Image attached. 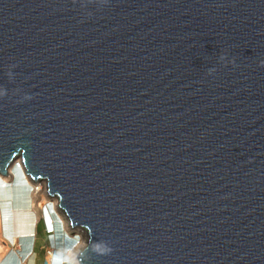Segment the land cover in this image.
Listing matches in <instances>:
<instances>
[{
  "label": "water",
  "instance_id": "1",
  "mask_svg": "<svg viewBox=\"0 0 264 264\" xmlns=\"http://www.w3.org/2000/svg\"><path fill=\"white\" fill-rule=\"evenodd\" d=\"M17 161L80 264H264V0H0Z\"/></svg>",
  "mask_w": 264,
  "mask_h": 264
},
{
  "label": "crops",
  "instance_id": "2",
  "mask_svg": "<svg viewBox=\"0 0 264 264\" xmlns=\"http://www.w3.org/2000/svg\"><path fill=\"white\" fill-rule=\"evenodd\" d=\"M3 187L0 188V264H45L46 259L50 263L53 253L50 249H64L67 243H57L54 238L50 242L41 222L42 208L32 204L29 194L18 196L12 185ZM44 248H48L50 256Z\"/></svg>",
  "mask_w": 264,
  "mask_h": 264
},
{
  "label": "rangeland",
  "instance_id": "3",
  "mask_svg": "<svg viewBox=\"0 0 264 264\" xmlns=\"http://www.w3.org/2000/svg\"><path fill=\"white\" fill-rule=\"evenodd\" d=\"M15 166V165H14ZM17 175V176H16ZM19 175V176H18ZM12 178H8L7 175L5 177H0V181L2 183H4V187L6 186H13V191L16 193H18V196H24V194L31 196V200H32V204L38 208V209H41L43 208L45 205H49L51 204V207L55 210H58V207H57V203L55 201H50L49 199V194H46L45 193V197L44 199L45 200H41V199H36L35 196L37 194V189H38V186H37V183H34L32 182V184H30L28 182L27 178L23 172H19V173H16L15 171H13V173L11 174ZM16 176V177H15ZM21 176V177H20ZM15 177V178H14ZM26 177V178H25ZM19 180H18V179ZM21 179V180H20ZM19 181V182H18ZM8 182V183H7ZM15 184V185H14ZM16 186V188L14 187ZM26 186V187H25ZM31 186V188H30ZM3 187V188H4ZM8 188V187H7ZM29 190H28V189ZM31 190V191H30ZM1 191V190H0ZM30 191V192H28ZM40 192V191H38ZM25 195V196H26ZM48 195V196H47ZM60 211V210H59ZM61 218V226H62V231L63 233H68L70 236L71 235H74V236H78L80 239H79V245L76 247V249L72 252V254L69 252V254H71V259L73 262H75L76 259H78V256L80 255V253L86 248L87 246V241H86V238L84 235H79L80 231L78 228H72L69 226V222L66 220L65 216L62 214H60ZM82 245V246H80ZM80 246V248H79ZM51 250V249H50ZM49 250V251H50ZM44 251L47 253L48 256H50L51 254H49L48 252V248H44ZM70 251V249H69ZM49 261L46 259L45 261V264H47Z\"/></svg>",
  "mask_w": 264,
  "mask_h": 264
},
{
  "label": "clouds",
  "instance_id": "4",
  "mask_svg": "<svg viewBox=\"0 0 264 264\" xmlns=\"http://www.w3.org/2000/svg\"><path fill=\"white\" fill-rule=\"evenodd\" d=\"M19 165L20 164H16L14 166L13 171H15L16 173L22 172V170L18 167ZM16 169H18L20 171H16ZM1 184L4 185V183H2V182H1ZM49 205L51 207V204H49ZM49 205H45L41 210V222L43 223V227L45 229L46 234L50 235V236H52V235L54 236V234L56 232L55 221H57V219L55 220L54 215H55V217H57L59 219L60 222H61V220H60L61 216H60L58 210H55L52 207H51L52 212H50V210L48 209ZM65 234L67 235L68 239L73 241V243L69 244L68 246H67V244L64 245V249H60V250H58L56 248H51L53 253H52L50 263L48 262L47 264H80L78 259H76L75 262H73L71 259V254L76 249V247L79 245V239L80 238L78 236H72L71 237L68 233H65ZM64 242L68 243V240L64 239ZM69 249H70V251H69ZM108 251H110V249H104V252H108ZM69 252L71 254H69Z\"/></svg>",
  "mask_w": 264,
  "mask_h": 264
},
{
  "label": "bare ground",
  "instance_id": "5",
  "mask_svg": "<svg viewBox=\"0 0 264 264\" xmlns=\"http://www.w3.org/2000/svg\"><path fill=\"white\" fill-rule=\"evenodd\" d=\"M17 163L18 164H20V161H17ZM20 169H23V167H21L20 165L18 166ZM13 169H14V165H12V166H10L9 168H8V171H7V177L8 178H12V176H11V174L13 173ZM17 176V175H16ZM15 176V177H16ZM19 176V175H18ZM14 177V178H15ZM21 177V176H20ZM26 178V177H25ZM18 179V178H17ZM19 180V179H18ZM21 180V179H20ZM28 180V182L30 183V184H32V181L30 180V179H27ZM19 182V181H18ZM8 183V182H7ZM35 183H37V186H38V189H37V194H36V196H35V198L36 199H43V200H45L44 199V197H45V193L46 194H48V185L46 184V181H44V182H35ZM15 185V184H14ZM15 188H16V186H14ZM26 187V186H25ZM30 188H31V186H30ZM28 189V188H27ZM29 190V189H28ZM31 191V190H30ZM30 191H28V192H30ZM38 191H40V192H38ZM26 194H24V196H25ZM48 196V195H47ZM23 197V196H22ZM28 197V196H27ZM27 201H29V200H27ZM31 202V201H30ZM55 202H57V201H55ZM80 246H82V245H80ZM80 246H79V248H80Z\"/></svg>",
  "mask_w": 264,
  "mask_h": 264
},
{
  "label": "trees",
  "instance_id": "6",
  "mask_svg": "<svg viewBox=\"0 0 264 264\" xmlns=\"http://www.w3.org/2000/svg\"><path fill=\"white\" fill-rule=\"evenodd\" d=\"M2 186H3V185H2L1 182H0V188H2ZM48 209L50 210V212H52V211H51V207H50V205L48 206ZM53 215H54V214H53ZM54 218H55V220L57 219V221H55L56 232H55L54 236H53V235H52V236L47 235V236H48L47 238L50 240V242H51V239L54 238V239L56 240L57 243H61V242H63L64 239L68 240L67 246H68L69 244L73 243V241L70 240V239H68L67 235H66L65 233H63V231H62V226H61V222L59 221V219H58L57 217H55V215H54ZM42 224H43V223H42Z\"/></svg>",
  "mask_w": 264,
  "mask_h": 264
}]
</instances>
